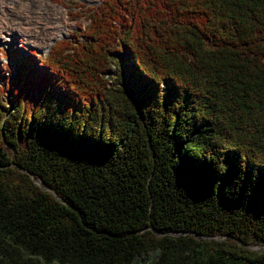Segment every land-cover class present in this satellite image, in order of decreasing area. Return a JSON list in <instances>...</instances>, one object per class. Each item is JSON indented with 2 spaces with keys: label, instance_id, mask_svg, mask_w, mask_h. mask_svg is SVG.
<instances>
[{
  "label": "trees",
  "instance_id": "16d2710c",
  "mask_svg": "<svg viewBox=\"0 0 264 264\" xmlns=\"http://www.w3.org/2000/svg\"><path fill=\"white\" fill-rule=\"evenodd\" d=\"M78 6L0 67V264H264V0Z\"/></svg>",
  "mask_w": 264,
  "mask_h": 264
},
{
  "label": "rangeland",
  "instance_id": "374dc122",
  "mask_svg": "<svg viewBox=\"0 0 264 264\" xmlns=\"http://www.w3.org/2000/svg\"><path fill=\"white\" fill-rule=\"evenodd\" d=\"M101 0H0V29L10 34V38L0 44V67L10 68L11 60L7 52L16 46L22 52L32 50L35 58L47 54L51 44L57 39L67 38L74 30L83 27L85 20L82 7L92 6L100 3ZM58 7L63 15L58 12ZM63 24L67 29L60 34L56 31V24ZM53 32L55 36L48 42V33ZM45 43L48 47L44 48ZM255 250H264V245L253 246Z\"/></svg>",
  "mask_w": 264,
  "mask_h": 264
},
{
  "label": "bare ground",
  "instance_id": "6f19581e",
  "mask_svg": "<svg viewBox=\"0 0 264 264\" xmlns=\"http://www.w3.org/2000/svg\"><path fill=\"white\" fill-rule=\"evenodd\" d=\"M58 13L60 14V15H63L62 14V12H61V10L59 9V7H58ZM55 27H57L56 28V31L58 30V32L60 33V34H62L63 32H65L67 29L65 28V26L63 25V24H56L55 25ZM49 34V36L47 37V41L48 42H50V41H52L53 40V38L55 37L54 35H53V32H51V33H48ZM10 34H8V33H5V32H2V28L0 29V44H2V43H4L5 41H7L9 38H10ZM48 43H45V46H44V48H47L48 47Z\"/></svg>",
  "mask_w": 264,
  "mask_h": 264
},
{
  "label": "water",
  "instance_id": "95a60500",
  "mask_svg": "<svg viewBox=\"0 0 264 264\" xmlns=\"http://www.w3.org/2000/svg\"><path fill=\"white\" fill-rule=\"evenodd\" d=\"M31 178H33L32 174H30Z\"/></svg>",
  "mask_w": 264,
  "mask_h": 264
}]
</instances>
